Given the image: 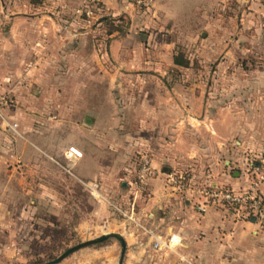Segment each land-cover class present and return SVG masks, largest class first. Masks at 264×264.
<instances>
[{
  "label": "rangeland",
  "instance_id": "1",
  "mask_svg": "<svg viewBox=\"0 0 264 264\" xmlns=\"http://www.w3.org/2000/svg\"><path fill=\"white\" fill-rule=\"evenodd\" d=\"M41 1L29 0L34 6ZM128 1L135 25L127 53L118 55L109 53L108 33L126 36L130 17L107 14L98 0L86 20L74 12L82 1L73 6L67 23L86 24L85 43L76 46L74 29L61 26L62 55L43 62L40 79L31 81L41 105L20 112L12 88L25 79L0 77V264L45 261L105 231L123 236L127 224L106 198L123 205L133 200L136 210L158 195L155 190L181 202L190 198L198 213L221 209L264 231L247 207L250 198L264 205L258 189L264 181V0H159V25H148L152 0ZM174 54L187 65L174 64ZM37 64L23 62L21 71ZM154 128L153 146L135 142L138 131ZM244 138L251 141L240 147ZM71 141L85 148L74 163L62 155ZM160 143L163 151L156 150ZM18 152L19 159L12 157ZM140 153L152 171L142 180ZM154 154H164L156 166ZM231 169L242 175L239 187L223 182ZM167 171L181 173L185 185L166 182ZM93 180L98 196L84 184ZM225 190L247 199H225ZM118 252V241L107 237L53 264H116ZM150 253L145 248L139 259L126 255L128 262L122 258L121 264L151 263Z\"/></svg>",
  "mask_w": 264,
  "mask_h": 264
},
{
  "label": "crops",
  "instance_id": "2",
  "mask_svg": "<svg viewBox=\"0 0 264 264\" xmlns=\"http://www.w3.org/2000/svg\"><path fill=\"white\" fill-rule=\"evenodd\" d=\"M81 1L42 0L40 4L34 6L29 0L25 2L9 0L7 4L0 0V5L2 6L3 3L5 6V9L2 7L3 10L0 11L7 21L1 22L0 12V77L20 75L25 79L24 85L15 84L12 88L14 89L15 101L18 103L17 109L20 112L33 108L34 105H41L40 101L37 104V92L31 81L36 78L40 79L37 74L40 72L43 62L58 60L59 55H62V52H58L64 48L65 43L60 34L61 26L65 25L67 29L73 28L77 35L76 46L84 45L85 33L88 31L86 30L87 27L85 28L86 24L77 21L67 23L71 18L73 6ZM100 1L104 12L107 14L114 16L119 13H126L130 17V26L126 29L128 31L126 36L108 33L112 37L108 44L110 55L112 53L126 54L129 48L127 35L135 25V8L128 0ZM152 2L153 6L149 9L151 16L148 25H159L163 21V17L157 18V14L158 17L164 14L159 0H152ZM167 20L169 18H166ZM145 21H148L147 18ZM92 46H94L93 43ZM31 59L38 64L28 68L26 72L21 71V64ZM132 61L137 65L141 62L136 59ZM133 71L138 73L136 69L127 70V72ZM142 74H146V72H142ZM29 84L32 87H28ZM21 123L18 122L19 129L25 133ZM156 131V128L153 131L150 129L138 131L136 135L138 140L135 142L140 141L142 145L153 146L152 138ZM30 133L32 134V132ZM211 137L213 136L211 135ZM246 141L251 140L241 139L239 141L240 147ZM216 142L220 143L221 141L217 139ZM69 144L76 145L82 151V155L73 160L74 163L83 157L85 148L76 141H71ZM160 144L162 146H159L157 151H163L165 144ZM65 148L62 155L67 160L63 154ZM186 149V147L182 148L181 153L185 152ZM21 155L22 153L18 152L12 157L19 159ZM163 155L154 154V166L157 165L158 158L164 159ZM174 157L175 155L171 159L173 160ZM160 168L164 170L166 166L161 165ZM230 171L229 175L223 173V182L233 187L242 185L240 171L232 169ZM258 189L264 196V181L258 185ZM155 191H158V195L150 196L143 202L135 210L136 215L156 234L162 235L170 231L180 234L182 239L180 246L178 245L173 251L155 249L151 246V239L147 234L134 226H130L125 230L126 234H123L125 240L123 263L124 261L128 262L126 255H132L135 259H139L138 255L141 251L145 248H151L153 253L147 254V256L152 259V262H148V264H264V231L258 228L257 224L249 220L233 219L227 212L217 208H208L203 213H198L193 209L190 198H185L181 202L169 197L168 193H163L162 190V193L159 190ZM180 256L185 259L181 260Z\"/></svg>",
  "mask_w": 264,
  "mask_h": 264
},
{
  "label": "built area",
  "instance_id": "3",
  "mask_svg": "<svg viewBox=\"0 0 264 264\" xmlns=\"http://www.w3.org/2000/svg\"><path fill=\"white\" fill-rule=\"evenodd\" d=\"M98 0H82V4L79 7L74 9V12L79 15H84L85 19L88 20L90 16L93 15V5ZM139 2L140 0H136ZM10 128H14L16 126V122L8 123ZM65 158L68 161H73L76 158H79L82 155V151L74 144H68L63 152ZM68 170V169H66ZM137 172L138 177L140 180L146 178L148 175L151 174L150 162L149 158L146 154L140 153L138 156L137 161ZM166 182L168 183H176V186H184L185 182L181 180L182 174L178 173L175 174L172 171H167L165 173ZM85 186L89 190L92 196H98V182L87 181L84 182ZM174 186V185H173ZM211 194L215 193V190L211 189ZM222 197L229 200H241L247 199V196H235L234 194L230 193L229 191L225 190L222 192ZM251 200L248 201L247 207L256 214L257 218L261 223L264 224V205L260 204V201L256 198H250ZM108 206L116 212L118 215L122 217V220L127 224V228L130 226H134L136 229L141 230L143 233L147 234L151 239V246L155 249H166L173 251L181 242V236L177 232L170 231L166 232L162 235L154 233L150 228H148L142 221L138 219L136 212L133 208V200H125V205H123L120 201L116 200L115 198H106ZM197 208L202 210L203 205L199 203ZM180 259H183V256H180Z\"/></svg>",
  "mask_w": 264,
  "mask_h": 264
},
{
  "label": "water",
  "instance_id": "4",
  "mask_svg": "<svg viewBox=\"0 0 264 264\" xmlns=\"http://www.w3.org/2000/svg\"><path fill=\"white\" fill-rule=\"evenodd\" d=\"M85 121L86 122L90 121V118L88 116H85ZM121 183L124 184L125 182L122 181ZM107 237H114L118 241L119 252H118L116 264H121V261H122V258H123V254H124V250H125V240H124V237L122 236V234L120 232H118V231H105V232H102V233H100V234H98V235H96L94 237L78 241V242L66 247L64 250H62L59 254H57L53 258H50V259L45 260V261L34 262V263H31V264H53V263L59 261L62 257L67 255L71 251H73V250H75V249H77V248H79L81 246H84V245H87V244H90V243H93V242L104 240Z\"/></svg>",
  "mask_w": 264,
  "mask_h": 264
},
{
  "label": "trees",
  "instance_id": "5",
  "mask_svg": "<svg viewBox=\"0 0 264 264\" xmlns=\"http://www.w3.org/2000/svg\"><path fill=\"white\" fill-rule=\"evenodd\" d=\"M172 62L177 65H187V60L185 58L179 57L175 54L172 56Z\"/></svg>",
  "mask_w": 264,
  "mask_h": 264
}]
</instances>
